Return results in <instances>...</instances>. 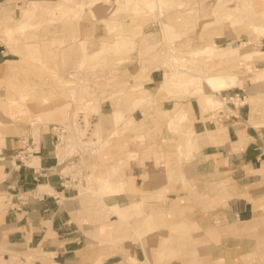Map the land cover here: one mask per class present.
<instances>
[{
	"label": "crops",
	"instance_id": "crops-1",
	"mask_svg": "<svg viewBox=\"0 0 264 264\" xmlns=\"http://www.w3.org/2000/svg\"><path fill=\"white\" fill-rule=\"evenodd\" d=\"M73 1L27 0L21 13L44 16L43 31L57 29L59 19L75 20L73 38L89 27L83 42L92 60L106 52L102 50L116 49L106 57L108 68L83 75L99 74V90H105L101 113L94 112L102 139L108 141L96 156V177L109 179L114 165L125 159L121 174L127 190L106 192L101 201L81 192L92 171L81 158L88 161L89 155L73 156L81 171L66 172L69 164L57 154L52 128L72 114L62 106L66 99L56 96L63 90L31 84L28 106L35 109L34 118L41 116L50 127L35 129L27 116L0 123V264H6L11 251H33L31 264H264V77L245 71L240 74L243 84L239 78L213 90L200 74L173 67L171 60L175 52L190 56L212 45L217 48L212 56L219 55L212 64L231 73L228 47L239 42L250 44L251 62L263 68L256 57L264 54V24L257 25L258 35L252 20L264 14V0H241L234 6L229 0L231 12H220L228 19L223 24L215 23L211 12L216 0H187L199 1L197 13L183 9L185 0H113L110 13L95 18L94 9L80 14L68 5ZM119 24L127 31L115 41ZM7 54L0 42V81L11 72ZM39 56L38 65L58 68L48 62L56 58L50 48ZM109 75L116 76L110 84ZM87 82L79 90H86ZM237 91L247 95V102L237 109L227 104L236 116L218 119L212 108L205 110L208 95L221 98ZM115 107L131 127L117 125ZM21 109L14 110L26 112ZM4 116L0 107V118ZM117 128L122 134L113 135ZM192 131L200 138L190 144L186 138ZM21 150L29 154L24 162Z\"/></svg>",
	"mask_w": 264,
	"mask_h": 264
},
{
	"label": "rangeland",
	"instance_id": "rangeland-1",
	"mask_svg": "<svg viewBox=\"0 0 264 264\" xmlns=\"http://www.w3.org/2000/svg\"><path fill=\"white\" fill-rule=\"evenodd\" d=\"M84 1L86 2L80 5L76 2V0H74L73 2H70L68 5L73 6L75 10H77L78 13L80 14H83L85 12L87 14H90L89 12H91V8L94 9L96 16H93V18L108 15L107 13H110L108 11L111 9V7H114L115 5L113 0L106 1L107 4L103 3L105 0H98V2L94 4H91V0H84ZM228 1L229 0H216V3L211 11L213 12L212 14L215 16V23L223 24L224 21L228 20L227 18H222L221 16V13L231 12V9H229V6L227 5ZM240 1L241 0H231L232 2L231 6L236 5L238 2L240 3ZM185 2L186 4L184 5L183 8L184 10L188 8V10L189 11L191 10L193 13L198 12V10L196 9L198 8L199 1H192L189 3L187 2V0H185ZM39 3L45 4V2H39ZM179 3H183V2H179ZM27 5H28L27 0H8V2L0 4V42L6 45L8 52L6 57L11 59V63L8 62L11 72H9V74H5L4 75L5 78H2L4 80L0 81L1 82L0 107L3 109V113L5 115L4 117L0 118V123L6 124L5 121L13 122L14 120L13 118H18L20 116H27L29 117L28 120H30L29 122H27L29 123V126H33V128L39 129L40 125L46 124V126L44 127H46V129L49 128L50 126H48L47 124L48 122H45L43 118L40 117L34 118L35 117L34 115L36 114L35 109H31V107L28 106V101L31 99V95L29 96L30 93L29 90L31 84L32 85L39 84V86H42L43 84L44 85L46 84V86L53 85L58 90L62 89L63 91H56V96L58 94H61V97L66 99V101L62 103L63 104L62 106H64L65 109L71 110L72 114L70 117L67 116L66 119L55 121V123H64L68 127V133L65 136L64 143L57 146V150H58L57 154L60 155L61 152H63L64 148H67L66 145L69 144L67 142L69 139L70 141L71 140L76 141L75 143H73L72 141H71L72 143L70 142L71 147H69L67 156L65 155L64 157V160L66 161L64 163L67 164L68 161L70 160V159L67 160V157L74 156L77 153L78 149H80V151H78L79 153H77L76 156H79L80 152L82 151H85L89 155L88 161H86L85 158H81L82 159L81 164L88 166L89 168H91L92 171L90 174H86L85 176L87 179V186L83 188V186L80 185L79 188L81 189V192L87 193L89 198H95V199L97 198V200L101 201L102 195L105 194L106 192L123 191L126 188L124 184H121L122 182L121 179L122 180L125 179L122 176L121 172L123 167L126 165L127 160L121 159L119 163L114 165L112 172L113 174L109 179H103V180L97 179L96 177L97 175L95 173L96 156L98 154L101 145L102 147L105 146L108 143V141L107 140L104 141L102 139L103 138L102 125L100 121L95 122L94 112L97 114L101 113L100 100L101 98L105 97L103 96L105 94V90L104 92H101L99 90V84L97 82L100 80L99 74L93 75L91 76V78L86 79L84 78L83 72L90 70L99 71L100 69H105L106 67L108 68L110 64H107L106 57L110 56L111 53H115L116 49L111 48L110 50H102L103 52L104 51L106 52L102 54L100 58L92 60L91 58L87 57V51L85 50V45L83 42L85 39L83 38V34L90 33L91 31L89 27L86 26L85 28L83 27V30L81 31V36H78L77 38H73L71 35H73L74 33L71 30V26L75 20L73 22L72 21L62 22L63 20L59 19V21L56 22L58 25L57 29L53 28L51 31L45 29V31H43L42 26L44 24V21L42 19L44 18V16L35 14L27 17L22 15L21 13V10H23L22 7H25ZM175 6L176 5L174 4L172 7ZM215 10H218V13L215 12ZM172 11L174 12V10ZM244 14L246 17L247 14L249 16L251 15V13L249 12ZM70 17L73 18L74 15H71ZM156 18H158V16H156ZM161 18H163V16H161ZM252 21L254 23L253 28L257 32V34L258 35L262 34V32L259 31V29L257 28V25L259 23L262 25L264 24V17L259 16L257 20L254 19ZM245 22H247L248 25L253 26V23L251 21H245ZM120 24L116 26L117 28L115 32L116 35L114 34V36L117 37L118 39L115 38V41L117 40L121 41L123 39L122 38L123 33L125 34L127 31L126 27H124L123 25L121 26ZM11 25H13L14 27L12 28ZM243 25H244L243 21H240V26ZM7 28L11 29L12 32L15 33L14 35L12 33L13 36L11 35L8 39L5 35H3L4 30ZM138 29L139 28H137L135 32L133 31V33H131L132 38L138 35L137 34ZM104 44L109 45L110 42H107L105 40ZM237 45H239V47ZM245 45L238 42L237 44L231 43V46L228 47L229 52L232 54L231 73H227V69H224L223 67L217 68L215 67V64H212L211 61L213 60V58L219 56L218 54L212 56L217 49L215 50L210 49L208 50V52H204L199 56H197L196 59L192 58L191 60H184L181 55L177 54L176 52L175 53L173 52L174 56H176V59L175 60L171 59L172 62H174L172 63V65L173 67L174 66L177 68L181 67L186 70H190L194 73L200 74V76H202V79L205 78V82L207 76L212 74L222 73V76L227 77L228 76L227 74H231L229 77L231 76L234 77L230 79L229 85L236 84L237 82H239V78L241 79V84H243L245 76L243 75L241 76L240 74L250 70L254 72L257 78L264 77V66L261 69L258 68L256 69L255 64L251 62V60L253 59L252 57L253 53H249V51L251 52L252 50L250 44L249 45L245 44ZM208 46H205L202 49H206V47ZM48 48H50L52 50V53L56 55L54 61H48V62L52 64L57 63L58 68L53 67L51 64L42 63L43 66L38 65L39 57H40L39 55L44 54L45 50H48ZM202 49H198V50H202ZM256 58H260L264 62V54L258 55ZM95 61H97L96 66L89 65L90 63ZM168 68L170 69V66ZM107 77H108L107 81L110 84L111 81L113 82V79L115 80L116 76L109 75ZM173 81H175V79H173ZM85 82H87L88 88L86 87L87 88L86 90H79L78 85L83 86ZM89 88L90 90H88ZM175 90H172V92ZM26 91L28 94L23 100L24 96H22L21 98L20 96L21 93H26ZM86 91L88 92L86 93ZM33 92L34 91L32 90V93ZM187 92L191 94V91H187ZM48 94L50 95V97H52L51 96L52 92H48ZM213 95L215 94L213 93ZM215 98L221 99L220 97H215ZM12 99H15L16 102L13 105L10 104V101ZM77 99H80V101L78 102ZM150 101L151 99L149 100V103ZM249 101L250 102L252 101V96L249 97ZM91 104L92 107H90ZM85 105H87L89 109L86 108L87 106ZM18 107L25 108L26 112L20 113L17 111L16 113L15 110L13 111L11 110V109H16ZM97 107L100 108L98 109ZM216 107H225L224 101L222 100V102L221 103L219 102V104L217 105H211L205 110H209L210 108L213 109ZM115 112L119 113L120 117H119V121L117 122V125L121 123L120 125L122 126L121 127L122 130H124L123 128L127 125L131 127L133 123L130 124V122L125 120L124 116H121L122 112L119 107L118 109L117 107L115 108L114 113ZM80 114L81 116H79ZM11 115L13 118H11ZM115 133L122 134L119 128H117V131L113 132V135H115ZM88 135L92 137L96 136L95 141L97 140V142L93 141V138H89ZM189 136H191V139L189 141V143L191 144L196 140L197 137L193 131L187 134V138H186L187 140ZM140 141L143 142V140ZM77 164L78 163H76L74 169H71L72 170L71 173L81 171L82 168L81 165L79 164L77 165ZM68 170H69V166L66 167L65 171L68 172ZM113 181H116V183L114 182V184H112ZM10 253H15V252L11 251ZM17 253L24 255L30 261L34 259L33 251L17 252ZM6 264H12L11 257L8 258Z\"/></svg>",
	"mask_w": 264,
	"mask_h": 264
},
{
	"label": "built area",
	"instance_id": "built-area-1",
	"mask_svg": "<svg viewBox=\"0 0 264 264\" xmlns=\"http://www.w3.org/2000/svg\"><path fill=\"white\" fill-rule=\"evenodd\" d=\"M221 98L225 103V107H217L211 110L212 116H216L218 119L222 118V116L226 114L236 116L235 111L233 110H231V112L227 111V104H232L233 107L237 109V107L242 106L247 102V95L244 92H238V91L233 92L231 94H226L222 96ZM52 128L54 129L57 146L64 143L65 136L68 133L67 125H65L64 123H57V124H53ZM77 153L74 156H76ZM28 155L29 154L28 152H26V150H21V152L19 153V159L22 162H24V160L27 159ZM67 159H70L67 163L69 164V168L70 169L74 168L76 166V162L73 156L67 157ZM10 257L12 258V264H31V261L29 259H27L24 255L19 254L17 252L10 253L7 255V258H10Z\"/></svg>",
	"mask_w": 264,
	"mask_h": 264
},
{
	"label": "bare ground",
	"instance_id": "bare-ground-1",
	"mask_svg": "<svg viewBox=\"0 0 264 264\" xmlns=\"http://www.w3.org/2000/svg\"><path fill=\"white\" fill-rule=\"evenodd\" d=\"M178 5V4H177ZM176 5V6H177ZM150 8H152L151 6H149ZM140 8V7H139ZM117 9V8H116ZM154 9V8H153ZM261 16H263L264 17V15H260V17ZM259 17V16H258ZM257 20V16H255V17H253V20ZM14 26L12 25V28H13ZM11 28V29H12ZM15 28H16V26H15ZM15 28H14V30H15ZM11 29H9V28H7V29H5L4 30V32H3V35H5L6 37H7V39L12 35V33H13V35L15 34L14 32H12V30ZM19 29V28H18ZM15 32H17V31H15ZM12 35V36H13ZM2 39V38H1ZM12 40V39H11ZM6 41V40H5ZM208 46V45H207ZM210 49H212V50H215V49H217L216 47H214V46H212V45H209L208 47H206V49H202V50H197V51H195L192 55H190V56H182L183 57V59L184 60H191L192 58H194V59H196V57L197 56H199L200 54H202V53H204V52H208V50H210ZM176 59V56H174V55H172V60H175ZM229 80H230V77H225V76H222V75H217V74H212V75H209V76H207V78H206V84L208 85V86H210L211 88H213V90L214 89H221V88H225V87H228L229 86ZM93 90V89H92ZM87 93V92H86ZM91 93V92H90ZM86 95V94H85ZM221 103L222 102V99H219V98H215L214 96H211V95H208L207 97H206V108H208L209 106H211V105H217V104H219V102ZM77 101L79 102L80 101V99H77ZM13 103H15V100L14 101H12L11 100V102H10V104H13ZM85 106H87V105H85ZM84 106V107H85ZM69 107V106H68ZM83 107V108H84ZM90 107H92V104H91V106ZM86 108H88V106L86 107ZM98 109L100 108V107H97ZM96 108V109H97ZM116 108V107H115ZM217 108V107H216ZM89 109V108H88ZM87 109V110H88ZM117 109H118V107H117ZM121 109V108H120ZM12 111L14 110V109H11ZM113 110H115V109H113ZM126 110V109H125ZM21 111H24V109L22 108L21 109ZM19 112V111H18ZM82 112V111H81ZM114 112V111H113ZM112 112V113H113ZM16 113H17V110H16ZM80 113V112H79ZM97 114V113H96ZM113 115H114V119H115V121L117 122L118 120H119V113H117V112H115V113H113ZM112 115V116H113ZM79 116H81V114L79 115ZM41 117V116H40ZM11 118H13L12 117V115H11ZM77 119V118H76ZM131 119V118H130ZM114 121V122H115ZM131 124V123H130ZM89 136V138H93V141H95V136L94 137H92V136H90V135H88ZM196 140L195 141H197V140H199L198 138H200V137H198L197 135H196ZM190 139H191V136H189V138H188V142L187 143H189V141H190ZM72 141V140H71ZM70 139L67 141L69 144H67L66 145V147L67 148H64V150H63V152H61V154H60V159H61V161H65L64 160V157H65V155H67V153H68V150H69V147H71L70 145ZM194 141V142H195ZM73 143H75L76 141L74 140V141H72ZM71 142V143H72ZM116 180V179H115ZM119 181V180H118ZM121 184H126V179H121ZM114 182L116 183V181H113V183L112 184H114Z\"/></svg>",
	"mask_w": 264,
	"mask_h": 264
}]
</instances>
